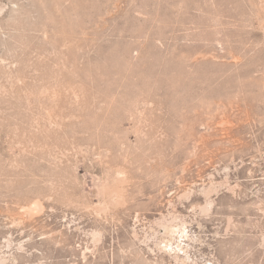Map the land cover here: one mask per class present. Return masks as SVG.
<instances>
[{"label": "rangeland", "instance_id": "1", "mask_svg": "<svg viewBox=\"0 0 264 264\" xmlns=\"http://www.w3.org/2000/svg\"><path fill=\"white\" fill-rule=\"evenodd\" d=\"M0 264H264V0H0Z\"/></svg>", "mask_w": 264, "mask_h": 264}]
</instances>
